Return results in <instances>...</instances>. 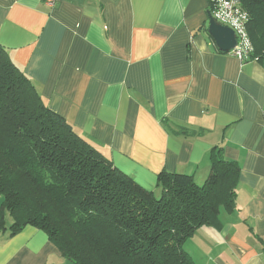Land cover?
I'll return each instance as SVG.
<instances>
[{
	"label": "crops",
	"instance_id": "1",
	"mask_svg": "<svg viewBox=\"0 0 264 264\" xmlns=\"http://www.w3.org/2000/svg\"><path fill=\"white\" fill-rule=\"evenodd\" d=\"M48 1L0 0V46L44 103L155 195L162 172L203 185L223 148L235 209L184 248L196 264H264V60L218 49L209 0ZM10 233L0 264H73L39 229Z\"/></svg>",
	"mask_w": 264,
	"mask_h": 264
},
{
	"label": "trees",
	"instance_id": "2",
	"mask_svg": "<svg viewBox=\"0 0 264 264\" xmlns=\"http://www.w3.org/2000/svg\"><path fill=\"white\" fill-rule=\"evenodd\" d=\"M240 1L254 47L245 61H263L264 0ZM210 161L203 185L160 173L157 197L52 111L0 46V230L10 237L39 229L73 264H196L184 245L233 213L240 176L223 148Z\"/></svg>",
	"mask_w": 264,
	"mask_h": 264
},
{
	"label": "built area",
	"instance_id": "3",
	"mask_svg": "<svg viewBox=\"0 0 264 264\" xmlns=\"http://www.w3.org/2000/svg\"><path fill=\"white\" fill-rule=\"evenodd\" d=\"M53 7L56 0L48 1ZM213 18L221 25L230 28L237 37V45L231 51L232 55L237 57L240 61L248 59L254 47L248 32V25L250 23V15L242 7L240 0H212Z\"/></svg>",
	"mask_w": 264,
	"mask_h": 264
},
{
	"label": "water",
	"instance_id": "4",
	"mask_svg": "<svg viewBox=\"0 0 264 264\" xmlns=\"http://www.w3.org/2000/svg\"><path fill=\"white\" fill-rule=\"evenodd\" d=\"M208 34L223 53H230L237 45L236 34L230 29L219 24L208 11Z\"/></svg>",
	"mask_w": 264,
	"mask_h": 264
},
{
	"label": "rangeland",
	"instance_id": "5",
	"mask_svg": "<svg viewBox=\"0 0 264 264\" xmlns=\"http://www.w3.org/2000/svg\"><path fill=\"white\" fill-rule=\"evenodd\" d=\"M157 197H159V195H156ZM192 238H190V240H191Z\"/></svg>",
	"mask_w": 264,
	"mask_h": 264
}]
</instances>
